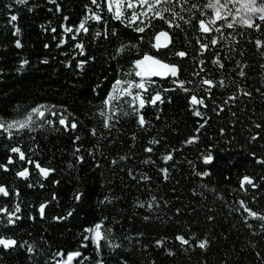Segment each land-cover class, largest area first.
<instances>
[{
    "label": "trees",
    "instance_id": "trees-1",
    "mask_svg": "<svg viewBox=\"0 0 264 264\" xmlns=\"http://www.w3.org/2000/svg\"><path fill=\"white\" fill-rule=\"evenodd\" d=\"M97 2L99 8L91 0H0V120H23L41 105L49 109H41L43 118L33 115L32 130H12L11 138L0 130V165L7 168H0V185L9 191L7 197L0 194V207L20 206L12 224L0 212V239L17 242L0 245V264H264V221L250 218L240 205L244 201L264 214V48L256 44L264 42V22L256 20L260 29L239 23L228 28V16L204 34L199 21L215 19L214 10L205 7L209 0H172L159 7L179 16L165 12L161 20L149 12L135 24L128 18L133 10L147 11L146 5L132 0L134 9L124 5V18L115 19V5L110 12L107 0ZM93 12L101 21L88 19V31H77ZM162 30L171 44L156 49L154 38ZM178 51L187 55L181 58ZM146 54L176 64L179 75L137 76L136 61ZM217 59L222 68L213 63ZM117 79L143 80L147 91L133 94L147 101L160 92L164 102L137 111L139 100L118 92L113 114L104 101ZM205 79L215 86L203 84ZM180 80L187 92L173 82ZM193 95L206 107L192 105ZM196 110L203 115H194ZM61 116L68 127L59 123ZM106 116L112 117L108 128ZM192 137L198 139L186 143ZM13 147L26 160L12 153ZM169 154L173 159L165 162ZM208 154L213 159L205 164ZM28 160L52 171L44 178ZM25 168L27 179L17 175ZM203 172L208 175L198 174ZM245 176L257 187L241 188ZM97 223L110 230L108 238L118 248L101 241L98 254L86 231ZM178 235L190 245L182 246ZM204 239L209 243L200 249ZM74 252L81 255L66 263Z\"/></svg>",
    "mask_w": 264,
    "mask_h": 264
},
{
    "label": "snow or ice",
    "instance_id": "snow-or-ice-1",
    "mask_svg": "<svg viewBox=\"0 0 264 264\" xmlns=\"http://www.w3.org/2000/svg\"><path fill=\"white\" fill-rule=\"evenodd\" d=\"M51 2L54 3L55 0H51ZM15 3L27 4L28 0H15ZM91 3L96 5L98 8L100 7L97 0H91ZM137 3L140 6L146 5L147 11H144L142 13H137L135 10H133L131 17L128 18L129 24H135V23H137V21H139L140 23H143V21L140 20V17L141 16H145V17L148 16L149 12L154 14L153 18H159L161 20L165 19L164 15H163V13H165V12H172L173 17L179 16V13L175 12L173 9H170L167 7L161 9L159 7V5H161V4L172 3V0H137ZM113 5H115V12H114V18L115 19L124 18L125 12L122 10L124 5H126V7L128 9H134V7H135L132 0H108V11H110V12L113 11ZM229 5H232V7L230 8ZM237 5H239V7H237ZM193 7H195V5H193ZM205 7L214 10L215 19L209 20L207 23L204 20L199 21L200 30L204 33H208L212 30L209 26L210 24H215L219 20L227 21L228 16H232V21L227 22V24H226V26L228 28H232L235 23H239L242 26H246L248 28L260 29L261 25L257 24L256 20L258 19L259 21L264 22V0H209V2L205 5ZM233 8L235 9V13L233 12ZM89 11H91V10H89ZM241 11H242V14H240L239 18H237V14L241 13ZM88 19H95L96 21L99 22V21H101L102 17L99 14L93 12L90 17H85V20L80 23L79 29L77 31H79V30H83L84 32L88 31L87 27L85 26ZM180 19H183V17H180ZM11 20L16 21L17 16L12 15ZM165 22L168 24V26L170 28L174 26L173 22L171 20H166ZM175 27H179V24H176ZM136 30L138 32H144L145 28L144 27H138ZM215 30L217 32H219L220 28H216ZM19 31H20L19 28H16V32L14 34H18ZM53 31H55V29H53ZM65 31L71 32L73 30L71 28H66ZM97 35H100V33H97ZM161 37L164 38L163 42H161ZM155 40H156V43L153 45V47L157 48V49L167 48L169 46V44L171 43V38L169 36V33L166 31L159 32L156 35ZM211 43L216 44L217 41L212 40ZM256 44H257L258 48H264V42L257 40ZM16 47H18V48L22 47L19 40L16 41ZM77 47L82 48V45L78 44ZM207 47H208V45L201 44V48L207 49ZM120 50L123 51L124 48H121ZM175 55L183 58L187 55V53L185 51H178L175 53ZM27 63H28V61L24 60L21 64V68L24 65H26ZM44 63H47V61L45 60ZM84 63H85V61L80 62V64L78 66L82 67ZM201 63H203V62L201 61ZM213 63L217 64L221 68L223 67V64H221L218 59L213 61ZM136 66L141 69V71L136 72V75L141 76V77L143 75H169V74L172 77H177L179 75V72H180V69L176 64L165 63L162 60L154 58L153 56H150L147 54L143 57V59L136 61ZM161 70H163V71H161ZM201 71H203V69H201ZM239 75L244 76L245 75L244 71L241 70ZM173 82L178 83V86L180 88H182L184 91H186V92L188 91V89L185 87V83H186L185 81L180 80V81H173ZM187 83H190V81ZM219 83L221 86L224 85V81H220ZM203 84L208 85L209 87L215 86L214 82L210 79L203 80ZM133 89H141L145 92L147 91V88L145 87L143 80H141V82L137 83V82H134L131 80L117 79L113 84L111 93L108 95V97L104 101L106 108L113 111V114H114L112 102L118 99V97L116 95V93H118V92H122L124 95L132 97L133 100H139V108L137 109V111H139V109L144 108L146 103L156 105L157 102H159V103L164 102V99L162 98L160 92H157L155 95L151 96L150 99H148L146 101L139 92L133 94ZM165 91H167V90H165ZM245 95H250V93H245ZM190 102L192 105H202V106L206 107V105L204 104V100L202 98L198 99L195 95H193L191 97ZM41 109H45V111H49V109H47L46 106L41 105V106H38L36 108H33L31 110V112L27 115V117L23 120H13V121L7 122V123L0 120V130L7 132L9 135V138H11V136H12V130H15L17 132L22 131L26 128L29 130H32L31 126H32V124L35 123V121L33 120V115H38L40 118H43L45 115V112L42 111ZM53 115H55V113H53ZM100 115L105 116L106 113L104 111H101ZM125 115H127V113H125ZM194 115L201 117L203 114L199 110H196L194 112ZM111 119H112L111 116H106L105 124H104V126L106 128L110 127L109 121ZM47 123H51V121H47ZM59 123L61 125H64L65 127H68L67 118L64 116L60 117ZM138 123L141 127H144L146 125L147 122H146L143 115H139ZM205 123H206V121H205ZM70 127L72 129H75L77 127V125H76V123L73 122V123H71ZM203 127H204V125L201 124L200 128H203ZM258 127H259V125H258ZM93 134H95V130H93ZM196 139H198V137H192L188 141H186V143L192 144L196 141ZM158 142L159 141H155V140L151 141V143H158ZM10 151L12 153H17L19 155L20 160H26L25 153L23 151H21V149L19 147H13L10 149ZM146 151L151 152L152 149L148 148V149H146ZM172 159H173V157L171 154L166 155L164 157L165 162L172 160ZM212 159H213L212 155L208 154V155H205L203 157V162L205 164H209L212 162ZM27 162L28 163H35V167L39 170L41 176L44 178H47L49 173L52 171V169L42 167L39 163H36L34 161L28 160ZM8 163L9 164L13 163V160L11 157H9ZM261 163H264V161H261ZM0 168H4L5 170H7V168L4 165H0ZM162 171H164L165 174L167 173V169H164ZM198 174L199 175H205V176L208 175L207 172L198 173ZM17 175L19 177L27 179L29 176V171L27 168H25L22 171H19L17 173ZM245 184L251 185L254 188L257 187V185L254 183V181L247 176H245L243 178V181L241 182V188H244ZM0 194H3L4 196H8L9 191L6 187L0 185ZM16 195H19V194L16 193ZM77 199H79V196H77ZM240 205L242 208H244V211L248 213V216L250 218L258 219L260 221H264V214H259L256 211H253L252 209L248 208L245 205L244 201H240ZM44 208H45V205L42 204L40 206V213L42 216L44 214ZM0 212L6 213L7 216L9 217L8 223L12 224L15 222V219H19V216H16V213L20 212V206H19V204H17L15 206V209L11 210V211L7 208L0 207ZM13 217L15 219H13ZM145 219H147V217ZM249 227H251V225H249ZM261 227L264 228V224H262ZM102 229H103L102 223H97L93 228L86 229V231H88L89 233L92 234L91 240L95 244V246L98 250V254H99V249L101 248V241L107 242L109 244V246L114 248V249L118 248L120 246L119 244L112 243L109 240L108 237L110 235V230H102ZM85 239L87 240V239H89V237L86 236ZM176 239L180 242V244L182 246L190 245V240L186 239L183 235H178L176 237ZM16 243L17 242L13 239H0V245H3L5 248L12 247V246L16 245ZM208 243H209V241L207 239H204L202 241H199L197 246L200 249H206ZM157 245L162 246L163 241L162 240L157 241ZM29 251H31V249H29ZM58 255H62V254H58ZM80 255H81L80 252H74L72 254H69L67 256V261H72L75 257H79ZM169 255H172V253L169 252ZM96 264H103V261L97 260Z\"/></svg>",
    "mask_w": 264,
    "mask_h": 264
},
{
    "label": "water",
    "instance_id": "water-1",
    "mask_svg": "<svg viewBox=\"0 0 264 264\" xmlns=\"http://www.w3.org/2000/svg\"><path fill=\"white\" fill-rule=\"evenodd\" d=\"M107 7H108V0H107ZM162 31H165V30H162ZM159 32H161V31H159ZM158 32V33H159ZM167 32V31H166ZM202 32V31H201ZM157 33V34H158ZM202 33H204V32H202ZM209 33V32H208ZM208 33H204V34H208ZM156 34V35H157ZM156 35H155V37H156ZM169 36H170V34H169ZM170 38H171V36H170ZM164 41V38L163 37H161V42H163ZM156 43V40H155V38H154V44ZM171 44V43H170ZM170 44H169V46H170ZM168 46V47H169ZM167 47V48H168ZM167 48H160V49H167ZM157 49V48H156ZM150 56H152V55H150ZM154 57V56H153ZM154 58H156V57H154ZM143 59V58H142ZM158 59V58H157ZM163 61V60H162ZM163 62H165V61H163ZM165 63H167V62H165ZM161 71H163V70H161ZM151 77H153V78H156V79H161V80H164V79H167V78H169V77H171V78H176V77H172L170 74L169 75H151ZM196 106V105H195ZM20 178H22V177H20ZM243 181V180H242ZM5 197H7V196H5Z\"/></svg>",
    "mask_w": 264,
    "mask_h": 264
},
{
    "label": "rangeland",
    "instance_id": "rangeland-1",
    "mask_svg": "<svg viewBox=\"0 0 264 264\" xmlns=\"http://www.w3.org/2000/svg\"><path fill=\"white\" fill-rule=\"evenodd\" d=\"M229 7L231 8L232 7V5H229ZM237 7H239V5H237ZM233 11H234V13H235V9L233 8ZM240 14H242V11H241V13H239V14H237V18H239V15ZM70 261H67L66 260V263H69Z\"/></svg>",
    "mask_w": 264,
    "mask_h": 264
},
{
    "label": "bare ground",
    "instance_id": "bare-ground-1",
    "mask_svg": "<svg viewBox=\"0 0 264 264\" xmlns=\"http://www.w3.org/2000/svg\"><path fill=\"white\" fill-rule=\"evenodd\" d=\"M147 76H150L151 77V75H147Z\"/></svg>",
    "mask_w": 264,
    "mask_h": 264
}]
</instances>
